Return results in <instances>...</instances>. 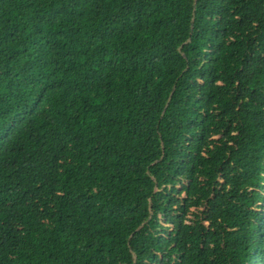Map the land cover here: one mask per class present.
I'll use <instances>...</instances> for the list:
<instances>
[{
	"label": "trees",
	"instance_id": "obj_1",
	"mask_svg": "<svg viewBox=\"0 0 264 264\" xmlns=\"http://www.w3.org/2000/svg\"><path fill=\"white\" fill-rule=\"evenodd\" d=\"M0 264H264V0H0Z\"/></svg>",
	"mask_w": 264,
	"mask_h": 264
}]
</instances>
